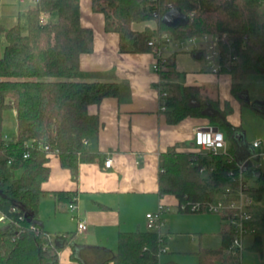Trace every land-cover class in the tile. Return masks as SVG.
Instances as JSON below:
<instances>
[{"label": "trees", "instance_id": "obj_1", "mask_svg": "<svg viewBox=\"0 0 264 264\" xmlns=\"http://www.w3.org/2000/svg\"><path fill=\"white\" fill-rule=\"evenodd\" d=\"M264 0H92L93 10L105 15L107 31L119 35L123 50L146 52L149 40L165 33L174 41L216 34L220 41L219 74L231 76V94L258 112L257 102H249L246 81L264 77V18L260 9ZM177 8L187 16L185 23L170 26L165 14ZM56 19L42 23L41 13ZM155 21L156 27L142 30L134 24ZM5 41V42H4ZM5 43L2 50V45ZM94 48V32L81 23L80 0H37L18 13L17 23L7 27L0 14V211L10 221L0 227V264H60L61 251L69 248L70 260L77 264H180L162 261L161 248L168 234L160 230L136 229L118 233L117 248L77 241V231L52 234L39 219L42 199L54 196L60 209L76 203L75 193L50 192L43 188L51 174L50 161L57 157L63 168L78 180L82 163L93 162L88 139L99 132V116L90 111L107 97H117L120 86L115 81L89 80L81 72L80 58ZM196 60L205 61L204 49H192ZM176 52L167 59V69L160 71L159 88L167 91V121L177 124L187 117L205 118L228 132V156H205L195 151H179L172 146L159 157L158 194L175 196L179 212H207L204 205L214 202L223 187L239 183L240 163L250 153L242 125L228 120L233 112L229 102L221 107L219 96L208 89L184 83L185 74L176 67ZM243 94V96H241ZM195 98L199 106H192ZM208 104L217 110L203 114ZM16 111L15 136L4 133L5 112ZM7 136V137H6ZM212 164L207 175L203 165ZM248 163L245 180L247 192L256 203H264V171ZM254 179L255 182H252ZM201 203L202 209L182 210L179 205ZM14 208V210H13ZM222 220V218H221ZM254 234L253 248L262 247L264 212L249 223ZM219 247H200L199 264H240L233 247L234 232L224 223Z\"/></svg>", "mask_w": 264, "mask_h": 264}, {"label": "crops", "instance_id": "obj_2", "mask_svg": "<svg viewBox=\"0 0 264 264\" xmlns=\"http://www.w3.org/2000/svg\"><path fill=\"white\" fill-rule=\"evenodd\" d=\"M80 8L82 25L94 32L93 51L82 54L80 58L81 72L89 80L118 82L120 94L90 107V111L99 116L100 123L97 137L89 138L87 143L92 152L98 153L95 160L82 163L78 180H74L59 159L52 157L51 174L43 188L50 192L75 193L77 216L88 223L87 230L82 231V243L115 250L118 233L143 229L146 213L157 210L160 204L165 206L164 212L168 207H178L179 201L175 196L160 197L158 194L160 154L172 146L179 151H194L195 129L210 123L198 117H187L177 124L169 123L161 108V76L153 69V52L123 50L119 35L106 30L105 15L93 10L92 0H80ZM151 21L134 24L133 28H155L156 22L150 24ZM174 52L177 70L185 74L184 83L205 87L211 96H219L221 107L229 102L233 114L228 116V120L240 125L236 118L230 120L242 106L231 94V76L208 71L205 62L194 60L186 49L169 45L167 54ZM259 102L264 103V100ZM108 157L112 158V165L106 168L104 162ZM46 199L52 203L55 215L69 211L60 209L54 196L47 195L42 202ZM257 205L253 210L254 218ZM39 219L49 232L45 227L42 205ZM49 227L52 229V225ZM60 230L58 228L54 233L67 231ZM76 231L79 235L78 228ZM254 238L252 231L244 236L240 264H264V232L260 250L252 247ZM69 264L77 263L71 261Z\"/></svg>", "mask_w": 264, "mask_h": 264}, {"label": "built area", "instance_id": "obj_3", "mask_svg": "<svg viewBox=\"0 0 264 264\" xmlns=\"http://www.w3.org/2000/svg\"><path fill=\"white\" fill-rule=\"evenodd\" d=\"M24 2L25 0H19ZM36 2L37 0H33ZM52 16L47 13H41L40 20L42 23L49 22ZM174 45L179 48L191 51L192 49H204L206 51L205 64L207 67L216 74H219L221 68L220 65V41L216 34H203L199 37H190L179 41H174L170 34L165 33L161 36L152 37L148 45L155 56V62L153 63V69L160 74L161 70L167 69V48L169 45ZM160 101L162 110L165 109V97H167V91L160 89ZM13 113L16 115V111ZM7 137V136H6ZM195 152L201 154L203 157L223 154L228 156L229 144L225 139L221 128L218 125L209 124L204 127H197L193 135ZM248 163H253L250 167L264 171V146L262 141H254L252 144V150L240 163H237L239 167V183L235 185H225L220 196L214 201L204 205L207 212L217 213L222 221L228 225L234 232L233 247L238 250L239 257L243 251V238L251 231L249 223L253 220V210L257 204L254 198L247 192L246 187L249 184L245 179V172L248 167ZM112 158L105 159L104 166L111 167ZM214 166L212 164L203 165L201 172L204 175L212 172ZM76 199V197H74ZM179 207L182 210L189 208L191 211L201 210L203 207L201 203H188L180 204ZM14 210V208H13ZM68 210L72 213V218L78 222V231H86L88 223L86 220L77 216V203H71L68 206ZM165 206L160 204L156 211H150L146 213V228L151 230L162 231L164 219L163 213ZM10 221L8 215L0 211V222L6 224ZM167 252L166 247H163L159 251V256Z\"/></svg>", "mask_w": 264, "mask_h": 264}, {"label": "rangeland", "instance_id": "obj_4", "mask_svg": "<svg viewBox=\"0 0 264 264\" xmlns=\"http://www.w3.org/2000/svg\"><path fill=\"white\" fill-rule=\"evenodd\" d=\"M34 4L35 2L33 0H25L24 2L19 0H0L1 21L7 27L13 26L17 23L18 13L26 10ZM260 12L262 18H264V4L261 7ZM52 17L53 19H56L55 16ZM153 23V21L150 22V24ZM4 45L5 43L2 45V50ZM188 52L192 55L191 51ZM192 58L196 60L193 55ZM207 70L211 71L209 68H207ZM246 88L249 101L251 99L253 100L252 102L264 100V77H250L246 81ZM233 118H236L238 123L242 125L245 134L244 145L246 148L252 149L254 141H262L264 144V109L263 112H258L250 104H245L236 110L235 115L232 116L230 120ZM16 131V115L13 111L8 110L5 112L4 133L8 137H13L15 136ZM221 131L227 140V130L221 126ZM252 182H255L254 179H252ZM48 201V199L44 200L41 205L43 217L46 219L45 227L50 230L49 232L55 234L54 232H56L58 228L61 229L60 231H76L78 228V222L76 219L72 218V213L68 211L57 213V215H55L52 203ZM256 209V213L259 217L260 214L264 212V203H258ZM163 215L164 226L162 227V232L168 234V241L166 244L167 252L161 256L163 262L167 260H175L180 264H199L196 251H198L200 247L220 246V232L223 229L224 223L217 213L179 212L176 207H168ZM49 224L52 225V229L49 227ZM145 224L146 222L142 225L143 229L146 228ZM61 225L63 227H61ZM3 226L4 224L0 222V227ZM82 233L84 232L78 231L79 235H77V241L80 243L83 242ZM114 244H116V242ZM60 259L61 264H69L71 262L69 248L61 251Z\"/></svg>", "mask_w": 264, "mask_h": 264}, {"label": "water", "instance_id": "obj_5", "mask_svg": "<svg viewBox=\"0 0 264 264\" xmlns=\"http://www.w3.org/2000/svg\"><path fill=\"white\" fill-rule=\"evenodd\" d=\"M164 21L170 25V26H177L179 24L185 23L187 21V16L184 15L183 13H181V11L177 8H171L164 16ZM241 96H243V94H241ZM247 99H249V96H247ZM191 105L196 107L200 105V102L193 98L191 101ZM257 109H264V103H257L256 105ZM217 113V110L215 108H213V106L211 104H208L206 106V108L203 110V114L207 115V116H212L215 115ZM241 151H242V158L245 157V151H244V142H241ZM252 150V149H251ZM249 150V151H251ZM258 175L260 174V172L257 173Z\"/></svg>", "mask_w": 264, "mask_h": 264}]
</instances>
